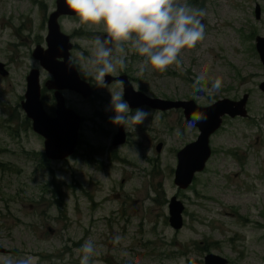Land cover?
<instances>
[{"label":"rangeland","instance_id":"obj_1","mask_svg":"<svg viewBox=\"0 0 264 264\" xmlns=\"http://www.w3.org/2000/svg\"><path fill=\"white\" fill-rule=\"evenodd\" d=\"M183 2L207 7L212 15L205 21V38L182 50L181 63L164 72L149 66L141 73L143 58L130 50L126 67L117 66L111 75L127 73L134 88L150 96L194 99L199 105L250 94L249 116L225 117L211 137L205 169L186 190L174 182L177 153L197 138L198 127L187 129L182 108L144 106L153 120L129 124L127 130L113 125L109 91L123 92L118 82L98 85L87 99L64 92L67 105L83 116L81 141L69 157L42 164L44 138L26 122L20 103L31 69L40 71L42 85L52 77L33 53L37 44L47 48V19L56 0H0V63L9 76L0 75V245L7 249L0 253V264L26 255L38 256L39 264H79L78 250L89 239L96 246L92 264H125V259L205 264L208 252L196 248L207 243L209 253L230 264H264V92L259 88L264 65L256 49L257 36L264 37V0ZM59 21L63 31L71 32L72 59L92 78L89 58L94 38L106 35L103 25L84 24L77 15ZM200 74L209 86L221 78V91L196 93L192 84ZM45 95L50 113L54 101L50 92ZM120 128L125 140L114 145ZM55 184L62 207L51 190H44ZM172 196L185 204L180 230L169 223ZM116 235L122 239L114 245Z\"/></svg>","mask_w":264,"mask_h":264},{"label":"water","instance_id":"obj_2","mask_svg":"<svg viewBox=\"0 0 264 264\" xmlns=\"http://www.w3.org/2000/svg\"><path fill=\"white\" fill-rule=\"evenodd\" d=\"M76 15L66 4V0H56V9L48 18L47 48L37 46L34 57L39 59L41 65L49 71L52 79L46 82L49 89H55L57 108L55 115H50L41 100V87L39 84V70L34 68L28 75V90L26 101H22V107L28 118L32 120L34 131L44 137V154L47 159H65L74 154L80 139L81 115L73 108L66 105L64 95L60 90L72 89L88 98L93 94L90 84L81 78L77 65H70V43L69 36L61 30L59 17L62 15ZM257 16L260 14L259 7L256 8ZM107 35V34H106ZM105 35V37H106ZM107 38V37H106ZM256 49L264 65V37L258 35L256 38ZM73 61V60H72ZM4 64L0 63L2 72ZM122 82L124 98L129 102L131 108L149 106L156 110L167 111L174 108H182L187 121L192 119L193 114L206 116L207 119L196 124L199 134L194 141L185 144L177 153V166L174 172V182L180 188H188L195 175L203 171L207 161L212 155L211 136L222 126L225 116L231 118L249 116L247 103L249 93H245L240 99L222 98L214 103L201 106L194 99H166L153 97L147 93L134 88L127 74L114 77H106V83L112 81ZM264 91V81L259 85ZM125 140V134L120 128L115 135L113 144ZM161 143L157 149L160 150ZM169 223L175 230H180L184 225L185 204L176 196H172L169 204ZM0 252L6 253L7 249L0 245ZM205 264H230L228 259L215 253H207L204 257Z\"/></svg>","mask_w":264,"mask_h":264},{"label":"clouds","instance_id":"obj_3","mask_svg":"<svg viewBox=\"0 0 264 264\" xmlns=\"http://www.w3.org/2000/svg\"><path fill=\"white\" fill-rule=\"evenodd\" d=\"M66 4L82 23L102 24L107 34V38H94L89 58V63L94 67L89 75L99 86L106 83L107 76L116 72L117 66L126 67L130 50L143 58L141 73L149 66L164 72L170 65L180 64L182 50L195 47L205 38V21L210 20L212 15L207 7H192L183 0H66ZM69 64L76 65L72 60ZM222 87L221 78L209 86L204 74L196 76L192 84L196 93L209 96L219 93ZM109 92L108 110L114 112L109 119L113 125L123 126L127 130L129 124L141 125L150 116L154 119L153 112L143 107L133 110L122 91ZM206 119V116L194 113L187 129ZM57 179L65 178L58 175ZM121 239L116 235L112 243L119 244ZM78 251L81 253L79 264H92L96 246L91 239ZM122 255L128 256L127 253ZM39 260L38 256L26 255L19 259L5 258L3 264H39ZM125 264H131V260L125 259Z\"/></svg>","mask_w":264,"mask_h":264},{"label":"trees","instance_id":"obj_4","mask_svg":"<svg viewBox=\"0 0 264 264\" xmlns=\"http://www.w3.org/2000/svg\"><path fill=\"white\" fill-rule=\"evenodd\" d=\"M192 1H197V0H192ZM51 99H53V98H51ZM44 100L46 101V95H45V97H44ZM26 122L27 123H30V119H28V118H26ZM41 158H42V164H44V165H47V162L49 161V159H47L46 158V156L44 155V153H42V155H41ZM57 186H58V184H55V186L52 188V189H47V188H45L44 190L45 191H48V192H50V190L53 192V197H54V199H55V202L56 203H58V205H59V207H62L63 206V203H62V201H61V199H60V195L59 194H56L57 193ZM157 191V190H156ZM53 202H54V200H53ZM185 213H186V210H185ZM210 246V244L209 243H207L206 245H204V246H197V248L196 249H198V250H200L201 251V253H204V252H209L210 251V248H209V246Z\"/></svg>","mask_w":264,"mask_h":264},{"label":"flooded vegetation","instance_id":"obj_5","mask_svg":"<svg viewBox=\"0 0 264 264\" xmlns=\"http://www.w3.org/2000/svg\"><path fill=\"white\" fill-rule=\"evenodd\" d=\"M67 17L69 18V20H71V14L70 15H67ZM69 36H70V39H71V32L69 33ZM37 45H40V44H37ZM36 45V46H37ZM6 68V67H5ZM32 70V69H31ZM30 70V71H31ZM8 70L6 69V75L5 76H3L4 78H6V77H9L7 74H8V72H7ZM30 74V72L26 75V91H25V94H24V99H26V93H27V90H28V75ZM94 83H95V85H96V87H97V82H95L94 81ZM39 84H40V87H41V94L43 95V94H45V92H50L51 93V95L54 97V94H55V90H49V89H46V88H44V85H42V83H41V78H40V71H39ZM65 91H67V89H63L62 90V92L64 93ZM55 98V97H54ZM24 112H25V118H28L27 117V115H26V111L24 110ZM52 112H54V110L52 111Z\"/></svg>","mask_w":264,"mask_h":264}]
</instances>
